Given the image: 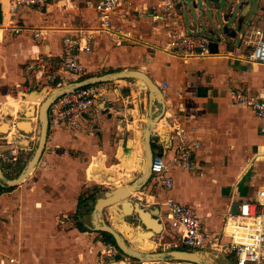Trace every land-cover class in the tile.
I'll list each match as a JSON object with an SVG mask.
<instances>
[{
  "label": "crops",
  "instance_id": "0c3cea01",
  "mask_svg": "<svg viewBox=\"0 0 264 264\" xmlns=\"http://www.w3.org/2000/svg\"><path fill=\"white\" fill-rule=\"evenodd\" d=\"M95 1L49 0L42 8L24 7L13 14L2 13L0 113L7 112L5 117L10 115L8 131L16 127L14 140L30 132L24 130L30 118L20 110L15 114L19 104L15 92L25 97L26 85L37 83L32 67L35 60L50 55V62L56 61L64 36L90 30L91 50L80 56L84 66L82 75L140 70L159 88L165 84L161 89L163 115L152 129L153 149L171 160L174 142L168 131L178 120L185 124L189 139L199 142L195 166L184 169L170 162L174 184L168 191H157L156 203L160 204L152 209H159L163 228L169 221L162 202L170 197L194 207L207 233L220 234L225 229L229 205L254 198L264 185V161H245L264 144V119L256 118L248 108L234 104L230 98L232 89L264 92V66L243 57L250 50L248 43L255 40L252 30L261 27L258 22L264 0H258L256 13L249 17L248 0H226L225 9H221V0H201L203 10L210 9V13L203 14L194 5L197 0H193V8L186 0H174L171 13L160 6L161 0H128L112 17V34L98 29ZM172 13L177 16L173 17ZM15 27L19 32H15ZM174 28L186 32L201 30L212 33L214 39L221 38L218 53L183 60L165 52L166 33ZM37 30L43 36L34 37ZM116 31L122 34L129 31L132 35L116 37ZM68 75L64 74L67 80ZM98 88L101 97L92 114L61 128L49 127L51 142L63 148L61 153H42L27 184L0 185V264H96L98 261L106 244L103 236L90 229L86 218L68 217L83 212L78 181L79 168L85 159L78 155L89 159L83 173L87 175L89 171L90 178L101 181L105 178L106 171L99 166L102 161L108 168L119 166L120 174L130 165L129 155L135 149L138 151L149 104L148 91L134 78L98 84ZM23 120L26 123L20 128L19 122ZM85 128L94 133L86 134ZM0 130L4 131L5 126ZM52 131L54 136L49 134ZM259 150L263 153V146ZM98 157L101 160L96 162ZM92 166L103 172L91 171ZM88 181L86 176L82 184L90 185ZM136 195L140 206L146 207L141 203L147 197L146 190ZM87 199L86 203H91L89 195ZM107 210L108 217L118 221L121 227L129 225L123 217L114 214L112 207ZM137 229L142 230V226ZM164 244L154 236L143 239L140 246L154 249ZM132 245L138 247L131 242ZM213 258L221 263L224 256L214 253Z\"/></svg>",
  "mask_w": 264,
  "mask_h": 264
},
{
  "label": "built area",
  "instance_id": "2783aa9c",
  "mask_svg": "<svg viewBox=\"0 0 264 264\" xmlns=\"http://www.w3.org/2000/svg\"><path fill=\"white\" fill-rule=\"evenodd\" d=\"M49 0H0L2 13L4 2L7 4V12L13 14L16 10L24 7L42 8ZM128 0H96L93 9L96 13L98 29L112 34L111 20L116 10ZM160 6L167 13L175 8L174 0H161ZM174 12V11H173ZM173 17L176 13L170 14ZM264 23V11L259 15ZM15 32L19 28L15 27ZM255 37L250 41L249 52L244 59L264 66V26L255 27L252 30ZM116 37H131V32L122 34L116 31ZM43 36L39 30L34 32V37ZM167 43L163 50L183 60L190 58H206L212 54L209 51V43L216 41L221 43V38L211 36L209 32L201 30L171 29L166 33ZM92 35L90 30H79L76 35L64 36L61 40V51L56 61L50 62V55L46 58H37L33 64L35 67V80L44 85L45 89L53 90L66 83L64 74L78 77L84 73V66L80 61L81 54L91 50ZM161 84L160 88H164ZM101 97V91L95 85H89L80 89L65 93L58 97L48 109L49 127L61 128L64 124H73L80 118L92 114ZM231 101L242 107L248 108L256 118L264 119V92L246 93L240 89L230 91ZM174 142L171 160H167L163 152L153 149L151 161V181L153 185L168 191L174 184L171 175L170 162L184 169L195 166V151L199 146L198 141H191L188 137L186 126L183 121H176L168 131ZM258 146L255 155L248 161L261 159L264 161V152ZM264 151V150H262ZM260 153V154H259ZM1 157V153H0ZM5 165V164H3ZM3 170V166L1 165ZM162 206L165 209V218L171 228L175 230L176 239L174 248L183 247L190 251H214L229 259L234 264H264V185L257 190L252 199L239 200L236 202V210L232 212V204L228 207L225 217V229L218 235H210L201 224L197 211L194 207L174 201L165 197ZM227 238V240H223ZM118 248L112 243H106L96 264H109L112 258H117ZM112 256V257H111ZM107 258V259H106ZM13 261V260H12ZM121 264V263H120Z\"/></svg>",
  "mask_w": 264,
  "mask_h": 264
},
{
  "label": "water",
  "instance_id": "95a60500",
  "mask_svg": "<svg viewBox=\"0 0 264 264\" xmlns=\"http://www.w3.org/2000/svg\"><path fill=\"white\" fill-rule=\"evenodd\" d=\"M195 7L197 4H194ZM3 23L2 5L0 2V25ZM209 51L211 54L218 53V42L211 41L209 43ZM134 78L143 83V86L148 91V112L147 121L144 124L142 131V148L144 158L142 161V172L138 179L134 180L131 184L126 186H117L112 190L105 191L103 196L98 197L93 205L91 212V226L90 229L95 232H102L112 236L116 247L124 255L139 261H163L174 260L181 262H189L193 264H209L207 263L202 254L196 251L172 249L160 252H142L134 249L131 242L140 246L143 244V239H152L154 236L162 232L163 223L159 217V209H145L140 206L138 201H132V194L143 188L151 179V161L153 156V147L151 142L152 129L156 122H158L163 115L162 109L164 108V96L161 88H159L151 78L140 70H120L117 72L102 74L97 76L87 77L70 84L53 89L41 102L38 109V121L40 130L38 134L37 146L30 160L27 161L25 167L15 178H8L2 171L0 165V185L3 187H12L19 185L26 180L33 169L37 165L40 157L44 151L46 140L49 130L48 122V109L50 105L60 96L65 93L80 89L89 85H97L107 82H112L117 79ZM31 94V98H34ZM25 124L24 130H29ZM96 165V164H94ZM96 166H92V170ZM106 171V170H105ZM105 173V172H104ZM105 178L111 179L106 172L103 174ZM119 205V206H116ZM112 207V210L119 218H124L126 222L134 227L142 226V230L137 229L134 233H130L127 227L124 228L125 235L114 229L108 224L101 215L104 209ZM236 210V203L232 204V212Z\"/></svg>",
  "mask_w": 264,
  "mask_h": 264
},
{
  "label": "rangeland",
  "instance_id": "374dc122",
  "mask_svg": "<svg viewBox=\"0 0 264 264\" xmlns=\"http://www.w3.org/2000/svg\"><path fill=\"white\" fill-rule=\"evenodd\" d=\"M225 1L226 0H221V9H225V7H226ZM248 2H249V5H251V9H250V12L248 15V17H249V16L256 13L255 11L258 7V0H248ZM186 3L190 4L189 6H191V8H193V6H194L193 0H186ZM197 7L200 10L201 14H203L204 12L210 13V9H208V8L203 10L204 4L202 3L201 0H197ZM6 12H7V10H6ZM259 20H260V22H258V26L263 27L264 26L263 21L261 19H259ZM210 35L213 36L212 33H210ZM95 76H97V75H95ZM86 77H89V76L80 75L78 77H75L74 75L70 76V74H69L68 80L66 79V83L64 85L70 84L74 81L84 79ZM95 87H98V84L95 85ZM26 88L27 89L24 91V93L26 94L25 97L22 94H18L19 92H15L16 93L15 99L17 97L19 99L18 108L15 111V114L17 113L18 110H20V111L24 112L27 115V117L30 118V121L27 123L30 127V132L28 133V135H25L22 137L18 136L19 139L14 140V133L16 134V129H15L16 127H13L11 129V131H8V127L10 125V119H9L10 115H8V117H5V114L7 112L2 111V114L0 113V127L5 126L4 131L0 130V153H1L0 165L3 166L2 171L4 172L6 177H8V178H15L22 171V169L25 167L27 161L31 159V157L34 153V150L37 146L38 134H39V130H40V124H39L38 117H37L38 116V109H39L41 102L52 91V90L51 91L48 90L45 92L44 85L41 83H38V82L33 83V85H31V86L26 85ZM31 94H34L36 96L35 102H33L34 98H31ZM2 105L3 104H1L0 106L2 107ZM3 113H4V115H3ZM24 122L26 123V121H24V120L19 122L20 128H22L21 124ZM11 127H12V125H11ZM85 130H86L85 133L88 135H90L91 133H94L92 130H91V133L87 132L86 128H85ZM53 133H55V131H52L49 134L54 136ZM51 139H52L51 136L48 135L47 144H46V147L44 148L43 154L44 153L52 154L53 151H55L57 154L61 153L63 151V148L56 146V145H53V143L51 142ZM138 145H139L137 147L138 151H136V149H135L134 152L132 154H130L128 157L130 159V165L129 164L126 165V168L124 169V171H122V172L120 171V174H118L119 169H120L119 166H113L112 165L110 168H108V167L103 165V161L99 162L101 160V157L100 158L98 157L96 162L97 161L99 162V166L104 168V170H106L109 177L111 178V179L103 178L102 181L100 179L90 178L89 171H88L87 175H85V173H83L84 172L83 170L89 164V159H87V157H82V156L78 155L79 157H81V159L82 158L85 159V162H83L82 166H80V168H79L80 180L78 181V188H80V197L79 198L81 200L80 206H82L81 210L83 212L80 213L79 215H77L76 217H75V215L72 214V215L68 216L69 218H75V219L86 218L87 225L91 226L92 225L91 224V212L93 210V204H94L95 198L103 196L105 191L112 190L117 186L129 185L134 180L139 178V176L142 172V161L144 158V153H143V148H142V140L139 141ZM39 161H38V163H39ZM245 161L248 162V158ZM3 164H5V165H3ZM37 165L35 166V168L37 167ZM35 168L33 169V171L35 170ZM117 174L119 175V178L116 179L115 175H117ZM86 176H87V178L90 179V181H88L90 183V185H87L86 183L82 184V182L85 180ZM27 179L24 180L20 185L27 184L29 182V180L27 181ZM74 186L75 185H73V190L75 188ZM140 190H146L147 197H146V199H144L145 197H143V199L141 201V203L143 205H145V204L147 205L146 207L144 206L145 208L152 209L153 206H159L160 202L156 203V198L158 196L157 191L160 190V187L153 185V182L151 181V179ZM140 190H138V191H140ZM137 192L133 193V195L131 197L132 201H136ZM87 195H89L91 197V199H90L91 203L90 202L86 203V201H88ZM147 198L149 200L148 202H146ZM158 199H160V197H158ZM101 218L106 220V222H108L114 229L119 231L122 235L126 236L124 228H123L124 225L121 227V225L118 221H116L114 219H110L108 217L107 208L104 209L103 214L101 215ZM125 227L128 228L130 233H133L135 228H136L130 224L125 225ZM101 235L103 236V239L105 240L106 243H112L110 240L107 239V237L104 234L99 232V236L102 238ZM156 237L158 239H160L162 242H164L167 246L165 244L159 245L158 247H154V249L148 245L146 247H141V246L135 247L132 245V247L134 249L142 251V252H160V251H168V250H172V249H182V248H174L172 246L173 242L176 239L175 230L173 228H171L170 225L167 223H164V229L162 230V232L157 234ZM187 250H192V249H187ZM197 252L202 254L204 260L209 264H234L233 262H231L229 259H227L225 257H224L225 259L220 258L222 261L221 263L217 262L218 260L216 261L213 258V255L215 253L214 251L202 250L201 252L200 251H197ZM117 255H119V256L115 259L112 258L111 261L109 262V264H120V263H122V264L123 263L124 264H140V262H142V261L130 258V257L124 255L123 253H121L120 251L118 252ZM146 262H147V264H193V263H189V262H181V261L179 262V261H174V260L146 261Z\"/></svg>",
  "mask_w": 264,
  "mask_h": 264
},
{
  "label": "trees",
  "instance_id": "16d2710c",
  "mask_svg": "<svg viewBox=\"0 0 264 264\" xmlns=\"http://www.w3.org/2000/svg\"><path fill=\"white\" fill-rule=\"evenodd\" d=\"M86 78H87V77H86ZM102 234H104V235L107 237V239L110 240V241L115 245V242H114L112 236H110L109 234H106V233H102ZM179 248H182L183 250H186V249L183 248V247H179ZM118 250H119V249H118ZM119 251H120V250H119Z\"/></svg>",
  "mask_w": 264,
  "mask_h": 264
},
{
  "label": "bare ground",
  "instance_id": "6f19581e",
  "mask_svg": "<svg viewBox=\"0 0 264 264\" xmlns=\"http://www.w3.org/2000/svg\"><path fill=\"white\" fill-rule=\"evenodd\" d=\"M8 9L6 2H4V10L6 11ZM1 29V28H0ZM48 91V89H45V92ZM40 95V94H39ZM31 99V98H30ZM28 102V101H27ZM32 102V101H31ZM35 102V100L33 101ZM103 172V171H102ZM102 175V174H101ZM98 178V177H97ZM146 262V261H144Z\"/></svg>",
  "mask_w": 264,
  "mask_h": 264
}]
</instances>
